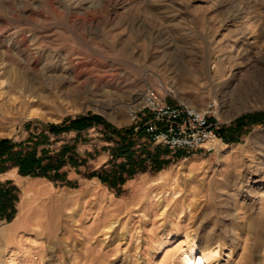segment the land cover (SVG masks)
<instances>
[{
	"label": "rangeland",
	"instance_id": "374dc122",
	"mask_svg": "<svg viewBox=\"0 0 264 264\" xmlns=\"http://www.w3.org/2000/svg\"><path fill=\"white\" fill-rule=\"evenodd\" d=\"M148 89L197 107L217 101L223 133L216 151L174 150L136 133L126 112ZM0 95V140L19 144L44 134L49 141L39 152L51 155L76 141L86 161L64 167L55 182L22 177L17 168L0 174V188H14L17 197L10 222L12 209L3 214L0 204V264H11V251L24 243L36 264H98L100 251L120 242L122 250L101 264H161L164 254L155 256V247L166 238L176 247L186 235L220 245L215 264H264V0H0ZM30 106L51 120L25 117ZM88 116L111 128L62 132ZM52 126L55 133L46 129ZM129 131L134 151L148 146L136 154L147 159L145 171L113 187L90 178L126 162L114 151ZM167 174L170 187L159 188ZM33 181L64 199L88 194L97 209L87 217L62 203L14 240L6 231H15ZM165 192L179 198L166 207ZM108 197L125 209H108Z\"/></svg>",
	"mask_w": 264,
	"mask_h": 264
},
{
	"label": "bare ground",
	"instance_id": "6f19581e",
	"mask_svg": "<svg viewBox=\"0 0 264 264\" xmlns=\"http://www.w3.org/2000/svg\"><path fill=\"white\" fill-rule=\"evenodd\" d=\"M80 78H81V74L75 73V80L76 81H79ZM233 84H234V82L231 81L228 84L229 86L226 87V88L229 89V88L233 87ZM23 115L25 117H27V118H37V119H41V120H51L49 117H47L45 115V113L41 112L40 110H38L36 108H33L32 106H30L29 108H26V111L23 113ZM261 172H263V170H260V168H259L257 170V172H256L255 175H258L259 176ZM157 181H158V184L157 185H158L159 188H166V187L169 186V184L171 182V178H170V176L168 174L167 175H161L158 178ZM160 191H162V190H160ZM168 192H169V190H168ZM170 192H171V189H170ZM165 193H166V196H165L166 207L169 206L170 201H173L176 198L177 199L179 198V196H176V198H171L170 199V198H168L169 196H167L168 195L167 192H165ZM90 194H89V196H90ZM152 194H153V192L151 193V195ZM170 194L171 193H169V195ZM86 195H88V194H85L84 198H81V200H76V198L75 199L74 198H65L64 199V198H61L60 196H54L51 192H49V190L46 191V190H43L41 188H38L37 187V184H35L34 181H33V182L29 183L28 186L25 188V199H24V201H22L21 206H20L21 207L20 208L21 209V215L19 216V219H18V221H17V223L15 225V229H14L15 231L12 232V230H7L6 233H8L7 234L8 236H11V235L14 236V240H18V237L17 236L19 235V237L21 238L22 235L20 236V234H23L24 233L27 225H29L30 223H37L38 225H40L41 220L47 219L51 214H53L57 210H59L60 206L62 207V203H66V205H69V206L70 205H72V206L75 205V207L77 208V211L76 212L78 214H80L82 212V214L84 216L86 215L88 217V215L90 213H92V212L94 213V211L97 208H96V203L95 204L94 203L91 204V203L87 202L88 199L85 200L86 199ZM146 196H147L146 193L143 192L141 197H142V199H144V198H146ZM94 197H95V195H94ZM155 198L151 197L150 198L151 200L149 198L148 199L150 200V203H151L150 204L151 205L150 207H152V209H155L156 210L158 208V206H159V201H160V198L161 197H159V199H158V197L156 196ZM99 199H98L99 200V203L102 200H106V198L104 196L103 197H100ZM92 202H93V200H92ZM94 202H96V201H94ZM101 204L103 205V203H101ZM101 204H99V205H101ZM108 206H109L108 209L110 208V210L111 211H114L116 214L117 213L119 214L123 209H125V205L124 204H122L120 202H116V201H114L112 199L109 200V205ZM174 210H175V208H174ZM174 212H176V211H174ZM59 214H60V212H59ZM82 220H83V218H82ZM117 223H119V222L118 221L117 222L116 221L115 222H111L108 225H106L105 227H103V229H102L103 230L102 231V237L103 236H107L108 234H111V233H109V231L112 230V229H114V227H115V225ZM90 228H92V227H90ZM174 230H175V228H174ZM35 234L32 235L34 238L37 237V234L36 235ZM169 235H171V234H169ZM31 242H33V241H31ZM22 243H24V242H22ZM122 243L121 242L118 243V245L112 251H110V250L109 251H105L104 248L103 249L101 248L102 250L100 252L101 253L102 252L103 253L105 252V254L103 256L99 257L98 264H101L103 262V258H106L108 256H112L113 252L117 253L121 249ZM170 243H171V238H166V239L162 240L161 243H160V245L159 246H156L155 249H154L155 252H156L155 253V256H159V255L164 254L163 255L164 256L163 257V263H161V264H168V263L169 264H215L217 262V260L219 259V257H220V250H221L220 249L221 248L220 245H217L216 243H212V244L209 243V244L199 245L195 240L191 239L188 235H186L185 238H183L182 240H180V242L178 243V245L176 247H173V246L170 247ZM24 244L23 245L21 244V246L19 247V249H17L16 251H11L12 252V254H11L12 258L10 260V263L11 264H36V258L34 256H31L32 253L31 254L29 253V251L27 250L28 248H26ZM37 245H39V244H37ZM103 245H105V244H103ZM109 246L110 245L108 244L107 245V248ZM100 255H102V254H100Z\"/></svg>",
	"mask_w": 264,
	"mask_h": 264
},
{
	"label": "trees",
	"instance_id": "16d2710c",
	"mask_svg": "<svg viewBox=\"0 0 264 264\" xmlns=\"http://www.w3.org/2000/svg\"><path fill=\"white\" fill-rule=\"evenodd\" d=\"M96 124L103 125L106 130L111 127L99 117H80L75 121L64 125L61 129L62 132L76 131L81 133L84 130L92 128ZM58 127H46L51 133H55ZM133 131H129L123 136V142L119 144V149L114 152L122 153L127 156L125 163L115 166L110 172L106 171L102 175L92 174L90 178L99 177L103 184L110 187L123 184L127 179H130L134 174L145 171L147 159L142 160L136 157L137 153L141 155L148 153V146H141L140 151H134L137 145L135 141L131 140ZM139 132L138 134H140ZM222 131L219 132L220 136ZM142 134V133H141ZM130 137V138H129ZM80 137L78 136V139ZM49 137L44 134L30 135L29 139L22 143H14L12 140H0V174L5 173L10 169L17 168L19 175L22 177L32 178H46L51 181H57L64 177L59 173L66 166L77 167L79 164H85V160L79 159L76 154L77 142L73 145H68L63 148L59 153L51 155L52 151L43 149L39 152L42 142L47 143ZM159 150V149H158ZM156 161V160H155ZM157 162V161H156ZM10 185V183H8ZM14 188H0V204L3 214H7L8 209H12L11 213L6 216L7 221H12L14 218V204L17 197L13 194Z\"/></svg>",
	"mask_w": 264,
	"mask_h": 264
},
{
	"label": "built area",
	"instance_id": "2783aa9c",
	"mask_svg": "<svg viewBox=\"0 0 264 264\" xmlns=\"http://www.w3.org/2000/svg\"><path fill=\"white\" fill-rule=\"evenodd\" d=\"M170 96L172 100L148 89L127 109V118L135 132H143L153 145L174 150L216 151L222 126L220 104L209 100L197 107Z\"/></svg>",
	"mask_w": 264,
	"mask_h": 264
}]
</instances>
